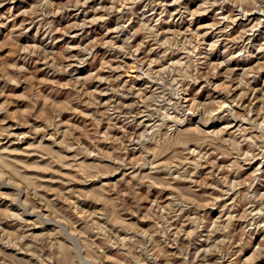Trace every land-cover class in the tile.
Here are the masks:
<instances>
[{
	"label": "rangeland",
	"instance_id": "rangeland-1",
	"mask_svg": "<svg viewBox=\"0 0 264 264\" xmlns=\"http://www.w3.org/2000/svg\"><path fill=\"white\" fill-rule=\"evenodd\" d=\"M40 0H0V106L5 110L0 111V132L5 135L0 136V154L6 157L5 172L12 169L16 175L9 172L11 178L15 181L14 185H0V227L6 232H16L19 235L39 237V241L26 240L25 244H33V249L29 251H20L13 247L0 244V264H53L49 259L51 251H54L58 257L56 264H73L72 253L65 252L63 259L61 256L62 248H71V242L64 235H57V228L51 222L42 221L40 215L36 212L25 213L21 206L13 203L10 197L18 194L17 185L22 189L21 199L28 201L33 208L39 209L44 217L59 214L62 217L71 220L77 226V231L82 233L83 244L92 249L93 260L102 256V264H184L180 258V249L171 245L162 246L164 253L171 259H165L157 252L158 259L153 262L139 250V244L144 242L142 236L135 237L136 243L133 244L126 239L132 236L129 229L119 228L114 223H109L95 214L101 213L104 206L96 203L102 192H108L109 188L119 187L122 190L127 189L129 184L134 187L138 181L133 180L129 175V169H122L118 173L107 175L97 181L85 182V177L81 175L82 170L92 168L114 169L116 165L104 158L117 151L114 143L105 142L102 138L109 132L108 123L104 122L97 131L94 121L89 119L95 111L89 107L91 97L89 92L97 93L105 88L101 84L80 83L93 73L107 75L103 68L109 62L113 67H123L134 63L130 56H125L119 50H110L103 47L107 40H114L117 45H123L125 40L132 37L142 23L149 20L155 21L160 18V13L165 12V22L159 25L162 33L184 32L189 28L193 32L204 35L206 43H211L217 39L221 41L220 46L214 54L211 55L208 63L228 60L229 56H234L236 52L246 50V55L241 58L231 60L227 66L221 69V73L227 72L230 68L236 69L234 76L238 77L245 69H254L258 65H264V27H261L254 35L245 36L240 42H235L234 38L241 32L251 28L258 19L264 17L258 14H249L246 18L238 19L234 24L225 21L223 24L219 20L223 16L238 15L239 10L233 9L231 4L222 6L214 5L206 14L198 16L194 23L189 24L186 20L183 23L175 22L173 13L180 10L191 12L199 9L204 0H182L180 5H172L171 0H159L152 3L150 0H143V3L137 5L132 13H121V8L113 4V0H88L87 4L83 2L75 6V0H53L56 15L45 18L42 23L35 22L31 17L25 16L34 5ZM62 5H69L63 11H60ZM115 8V11L108 13L105 9ZM110 16L107 21L98 19L102 16ZM173 20L168 23V20ZM96 20L95 24L91 21ZM130 21V23H129ZM129 23L123 34L117 37L112 30L120 24ZM218 24V27L209 32L208 25ZM82 24L81 29L70 28V25ZM224 28H229L224 32ZM68 34L65 35L64 33ZM167 35H162L160 40L167 39ZM145 39L143 34L137 35L132 39V46H138ZM38 47L36 55L25 53L24 48ZM154 44L148 43L139 53L141 57L148 56L149 59L156 58L159 53L149 51ZM82 48L94 49L91 55L82 52ZM183 56L182 52L173 53L168 57L167 62L179 61ZM84 60L83 66L79 62ZM121 63H117V61ZM56 67H51L52 64ZM71 69L67 74H60L57 70L61 67ZM24 71L21 72L20 70ZM19 78L20 83L13 84L12 80ZM224 77L214 79L213 83L220 85L224 83ZM124 80H128V73H124ZM137 88L146 87L149 84L147 79L131 81ZM255 90L256 100L264 97V73L259 75L252 83ZM197 89H193L189 97L185 99L196 98L201 102L209 100H223L224 97L214 89L208 88L197 96ZM83 92V99L80 93ZM27 97V99H22ZM106 102L116 99L117 102L133 103L126 97H113L104 95L96 97ZM245 103H248L246 100ZM76 109V112L65 110L67 106ZM259 103L256 104L257 110ZM102 110V109H101ZM53 127H49V123ZM113 129L111 137H119L127 131L129 138L143 128L139 126L125 129L122 122ZM225 122H216L204 129L205 132L218 130ZM192 122L189 127H196ZM239 127V124L236 125ZM37 129H46L44 132H37ZM71 132V136L66 135ZM184 139L187 136V129H181ZM28 134L25 136L24 134ZM24 137L19 140V137ZM178 134L177 139H180ZM79 142L88 152L96 153V156H88L82 149H77L75 145ZM170 145L164 143L161 149L164 150ZM190 148H195L191 144ZM138 152H129L127 159L133 160L138 156ZM180 159L176 151H171L164 159ZM212 159L217 160L221 167L226 166L230 161L226 158H219L215 155ZM162 162V161H160ZM258 166L252 165L246 172L241 174V178L250 176ZM141 177L149 175L150 169L138 170ZM213 169L209 166L201 169L194 178L198 182L205 180ZM218 171V169H217ZM152 179L162 180L163 175L150 177ZM260 182L255 185L253 192L256 195L264 194V176L259 178ZM211 185L214 183L208 180ZM174 188L188 191L197 188L196 196L200 198L220 195L212 187H199L190 183H178ZM140 197H147L142 200L141 209L137 211L131 198H126L122 206L126 209L119 218L127 221L129 225H134L141 232H151L154 224L151 220H145L148 210L152 207L148 201H162L167 203L169 197L173 195L170 189L165 188L161 191L153 188L151 193L147 187H138ZM236 196H231L219 203L218 207L208 213H203L206 220V227L199 234L200 240L197 244L189 247L188 256L190 260L196 259V253L204 248L211 247L208 239L209 229L212 222L222 214L243 215L247 203L237 202L235 206L233 201ZM227 206V207H226ZM51 209V211H50ZM260 210L258 205H254L249 211ZM10 213H16L23 217V221H14L6 219ZM195 214V209L193 213ZM82 216H91L96 225L103 226L108 230L107 236L103 232L97 234L89 229V225L80 219ZM115 218V217H114ZM183 221H181L182 223ZM174 224V227H179ZM245 225L239 221L235 224L233 235L237 244L243 240L242 246L233 249L229 260L224 264H248L250 258L251 264H264V228H256L247 234L241 235ZM218 236L212 237V242L218 239ZM154 239L159 242L160 237ZM123 242V243H122ZM115 245V246H113ZM53 246H55L53 248ZM35 251L36 255L32 252ZM84 255H88L86 251ZM39 257V258H38ZM209 264H215L219 259L218 255L213 254L207 257ZM75 264H79L76 261ZM202 264V262H201Z\"/></svg>",
	"mask_w": 264,
	"mask_h": 264
},
{
	"label": "clouds",
	"instance_id": "clouds-1",
	"mask_svg": "<svg viewBox=\"0 0 264 264\" xmlns=\"http://www.w3.org/2000/svg\"><path fill=\"white\" fill-rule=\"evenodd\" d=\"M15 2V0H11ZM87 4L88 0H75V6L81 3ZM152 3H157L159 0H150ZM143 3V0H113V4L121 8V13H132L137 5ZM172 5L182 4V0H171ZM231 4L234 11L239 10L238 15L223 16L219 23L223 24L229 21V27L236 20L246 18L249 14H258L264 17V0H204V3L199 9L183 13L177 9L173 13L175 22L183 23L185 20L192 24L198 16L206 14L214 5L222 6ZM71 5V0H69ZM69 5H62L60 11ZM2 6V4H0ZM53 0H40L39 3L33 6L25 16H29L35 22L42 23L45 18L56 15ZM106 12L112 13L115 8L105 9ZM166 13L161 12L160 18L154 22L149 20L147 23H142L140 28L132 34V37L125 40L123 45H117L114 40L110 39L104 42L103 47L110 50H119L125 56H130L134 63L121 67H113L109 62L103 68L107 75H99L93 73L87 77L85 81L80 83H95L97 86L103 84L105 88L97 93L89 92L91 97L89 107L95 109L89 119L94 121L97 131L104 122L108 123L109 132L105 133L103 140L105 142L114 143L117 151L104 158L113 162L116 167L114 169L92 168L82 170L81 175L85 177V182L97 181L101 178L118 173L122 169H129V175L133 180L138 181L137 186L129 184L127 189L122 190L119 187L109 188L108 192H102L101 196L96 200V203L104 206L101 213L95 214L109 223H114L116 227L126 228L132 233V236L126 238L131 243L135 244V237L142 236L144 242L139 244V250L142 251L150 261L155 262L158 259L157 252L165 259L168 257L162 246L171 245L180 249V258L184 264H209L207 257L213 254L218 255L219 259L215 260V264H224L229 260L233 249L242 246L241 239L238 245L233 235L235 224L237 221L243 223L245 227L242 229L241 235L247 234L249 231L256 228H264V194L256 195L253 189L260 182L259 178L264 176V97L259 101L256 100L255 90L252 88V83L259 78L261 73H264V65H258L254 69H245L238 77L234 76L236 69H229L227 72L221 73V69L237 58L244 57L246 50H241L235 53L234 56H229L228 60L213 63L209 66V59L220 46L219 39L206 43L204 35L193 32L191 28L184 32L162 33L159 30V25L164 23ZM110 16H102L98 19L107 21ZM172 23L173 20H168ZM92 24L96 20L91 21ZM130 23V21H129ZM129 23L120 24L112 31L119 38L129 26ZM70 28L81 29L82 24L70 25ZM209 32L216 29L218 24H210L207 26ZM261 27H264V18L258 19L251 28L244 30L237 37L235 42H240L245 36L254 35ZM224 32H228L229 28H224ZM65 35L68 33L65 32ZM143 34L145 39L138 46H132V39ZM162 35H167L168 38L160 40ZM148 43L154 44L150 49L151 52H158L159 55L154 59H149L148 56L141 57L139 53L145 48ZM91 48H82L80 51L87 52L89 56ZM25 53L36 55L41 51L38 47L22 49ZM264 51V49H261ZM182 52L183 56L179 61L168 63V57L173 53ZM84 60L79 62V66H83ZM117 63H121L119 60ZM51 67L55 68L53 63ZM71 69L61 67L57 71L60 74H67ZM21 72L24 70L21 69ZM124 73H128V80H124ZM223 75L224 83L217 85L213 81ZM133 79H147L149 84L143 88H137L132 85ZM13 84H19V78L12 80ZM214 89L220 93L223 100H209L201 102L196 98L185 99L189 97L193 89H197V96L205 89ZM113 97L128 98L133 100V103H122L111 99L106 102L96 97L104 95ZM80 98L83 99V92L80 93ZM27 99V97H22ZM248 103H245V101ZM259 103L257 110L256 104ZM102 109V110H101ZM4 106H0V111H4ZM67 111L76 112L77 110L67 106ZM139 126L143 128L137 134H133L130 138L127 131L119 137H111L109 133L116 129L119 125L116 122H122L125 129L129 127ZM223 126L216 131L205 132L204 129L216 122H225ZM195 122L196 127H189ZM239 124V127L236 125ZM49 127H53L49 123ZM181 129H187V136L190 138L184 139V133ZM46 129H37V132H44ZM178 134L180 139H177ZM5 133L0 132V136ZM27 136L28 134H24ZM66 135L71 136V132ZM23 136L19 140H23ZM167 143L168 148L162 150L161 145ZM195 144V148H190L191 144ZM77 149H82L88 156H96V153L88 152L84 146L77 142ZM176 151L180 159L173 158L171 160L164 159L171 151ZM129 152H138L139 155L135 159L129 161L127 154ZM215 155L219 158H226L230 161L224 167H221L217 160L212 159ZM6 157L0 154V185L7 183L14 185L15 181L9 175H16L12 169L5 172L7 167ZM162 161V162H160ZM258 166L246 178H241V174L246 172L252 165ZM211 167L212 172L208 174L205 180L197 181L194 179L198 172L206 167ZM150 169L149 175L141 177L140 171ZM218 169V171H217ZM163 175V179H152L150 177ZM208 180L214 181L211 185ZM190 183L199 185V187H212L220 193L218 196L200 198L196 196L197 188H192L188 191L174 188L173 185L178 183ZM147 187L151 193L153 188H158L163 191L165 188L170 189L173 195L169 197L167 203L162 201H148L152 207L148 210L145 220H151L154 228L151 232H141L134 225H129L126 220L119 218L126 209L122 206V202L126 198H131L134 202L135 209L142 211V200L147 197H140L138 187ZM18 194L10 197L13 203L21 206L25 213L31 210L40 215L42 221L51 222L57 228V235H64L70 242L71 248H62L61 256L63 259L64 253H72V262L75 264H102V256H98L93 260L92 249L87 248L82 241V233L77 231V226L71 220L57 214L55 217H44L39 209L33 208L32 205L21 199L22 189L17 185ZM3 195V193H0ZM231 196H236L233 201L235 206L237 202L247 203L248 208L245 209L243 215H228L223 214L217 217L211 224L208 233V239L211 247L204 248L196 253V259L190 260L188 256L189 247L197 244L200 240V233L206 227V220L203 213H208L209 210L214 211L219 203L228 199ZM254 205H258L260 210L249 211ZM227 207V206H226ZM195 209V214L193 213ZM51 211V209H50ZM115 217V218H114ZM6 219L14 221H23V217L16 213H10ZM89 225V229L94 233L103 232L105 236L108 230L103 226L96 225L91 216L80 217ZM181 221H183L181 223ZM174 224L180 226L174 227ZM159 236L157 242L154 237ZM219 238L212 242V237ZM26 240L39 241V237L19 235L16 232H6L0 227V244L8 247L16 248L20 251H29L33 249V244H25ZM123 243V242H122ZM115 246V245H113ZM55 246H53L54 248ZM88 255H84L85 252ZM36 255L35 251L32 252ZM39 258V257H38ZM257 258V257H253ZM250 258L248 264H251ZM49 259L53 264H56L58 257L54 251L50 252Z\"/></svg>",
	"mask_w": 264,
	"mask_h": 264
}]
</instances>
